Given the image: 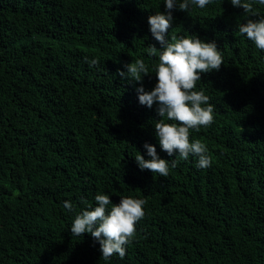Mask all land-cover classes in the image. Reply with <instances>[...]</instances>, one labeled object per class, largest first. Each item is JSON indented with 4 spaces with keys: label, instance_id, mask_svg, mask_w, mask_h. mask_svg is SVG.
<instances>
[{
    "label": "trees",
    "instance_id": "obj_1",
    "mask_svg": "<svg viewBox=\"0 0 264 264\" xmlns=\"http://www.w3.org/2000/svg\"><path fill=\"white\" fill-rule=\"evenodd\" d=\"M164 2L0 0V264H264V51L237 27L264 5L172 11L169 38L197 35L223 54L194 89L214 106L213 123L191 130L211 156L201 169L161 150L158 105L136 91L157 83L148 18ZM141 58L142 84L117 75ZM145 143L170 160L166 177L138 167ZM97 194L146 201L123 258L70 231Z\"/></svg>",
    "mask_w": 264,
    "mask_h": 264
},
{
    "label": "clouds",
    "instance_id": "obj_2",
    "mask_svg": "<svg viewBox=\"0 0 264 264\" xmlns=\"http://www.w3.org/2000/svg\"><path fill=\"white\" fill-rule=\"evenodd\" d=\"M212 0H165L166 12H156L149 16L148 24L152 37L159 43L160 48L149 45L146 51L150 57H157L155 77L157 83L151 91L144 87L136 89L138 100L142 106L149 109L157 104L158 121H154L156 138L161 150L169 157L179 156L187 160L190 155L197 157V167L206 169L211 166V156L208 148L200 139H190L191 130L198 131L208 127L214 120V106L209 103V96L203 90L196 91L201 74L219 71L223 61L222 51L215 41L204 42L197 35L168 37L172 27V11L178 8L188 12L192 5L204 9ZM234 8H242L244 13L256 16L254 4L264 5V0H230ZM241 35L252 41L255 47L264 51V18L247 19L239 24ZM97 59L90 61V66L98 64ZM126 71H119L121 78L130 77L136 83L142 84L143 77L148 76V67L144 60L137 59L131 64L124 65ZM168 121H171L169 123ZM147 156L145 159L139 152L135 157L141 171L149 170L162 177L169 174L170 160L159 157L154 145L144 144ZM177 161L171 160L175 167ZM95 204L82 201L85 205L75 214L70 231L74 236L85 233L99 243L102 259L108 260L114 254L123 258L126 245L132 242L136 235V224L143 219L145 212L144 199L121 197L118 204H113L107 194L95 195ZM63 207L69 212H76L71 202H64Z\"/></svg>",
    "mask_w": 264,
    "mask_h": 264
}]
</instances>
